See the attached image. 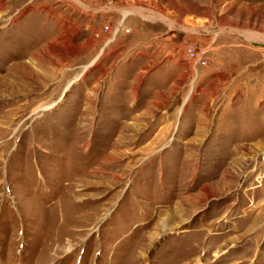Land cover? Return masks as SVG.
<instances>
[{"label":"rangeland","instance_id":"1","mask_svg":"<svg viewBox=\"0 0 264 264\" xmlns=\"http://www.w3.org/2000/svg\"><path fill=\"white\" fill-rule=\"evenodd\" d=\"M0 264H264V0H0Z\"/></svg>","mask_w":264,"mask_h":264},{"label":"crops","instance_id":"2","mask_svg":"<svg viewBox=\"0 0 264 264\" xmlns=\"http://www.w3.org/2000/svg\"><path fill=\"white\" fill-rule=\"evenodd\" d=\"M178 85H179V82H178ZM199 95H200V93L198 94V96ZM198 104H199V102L197 103V105ZM189 107L190 106L187 105V116L184 117V119L181 121L180 125L182 124L181 126L185 132H188L189 134L191 133L190 135L195 134L193 136L194 138L201 137V136L196 135L201 130L200 129L201 124H209L213 120L218 121V119L220 118L219 117L220 115L226 114V108H227V106L225 104H223L219 108V110H215L216 113L213 116H210V111H211L210 108H203V111L201 112L202 104H199V107H197V108H196V105H193L190 109H189ZM188 110H190L189 113H188ZM232 114H234V113H232ZM232 114H230V115H232ZM241 114H243V113H241ZM242 116H244V115H242ZM232 119H233V116H232Z\"/></svg>","mask_w":264,"mask_h":264},{"label":"built area","instance_id":"3","mask_svg":"<svg viewBox=\"0 0 264 264\" xmlns=\"http://www.w3.org/2000/svg\"><path fill=\"white\" fill-rule=\"evenodd\" d=\"M187 53H188V57L191 59V60H195V61H198V62H201L202 64H205L206 61L204 58H202V56L198 55L196 53V51L194 50V47H191V45L188 47L187 49Z\"/></svg>","mask_w":264,"mask_h":264},{"label":"bare ground","instance_id":"4","mask_svg":"<svg viewBox=\"0 0 264 264\" xmlns=\"http://www.w3.org/2000/svg\"><path fill=\"white\" fill-rule=\"evenodd\" d=\"M126 15V13L123 15V16H125ZM122 21V20H121ZM121 21H120V23H121ZM95 60V59H94ZM94 60H92V62L94 61ZM92 64V63H91Z\"/></svg>","mask_w":264,"mask_h":264}]
</instances>
